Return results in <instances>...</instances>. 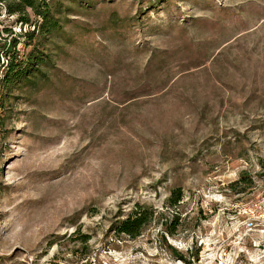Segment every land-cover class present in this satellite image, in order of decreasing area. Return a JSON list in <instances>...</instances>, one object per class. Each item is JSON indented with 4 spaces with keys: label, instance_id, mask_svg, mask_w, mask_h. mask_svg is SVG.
Wrapping results in <instances>:
<instances>
[{
    "label": "rangeland",
    "instance_id": "374dc122",
    "mask_svg": "<svg viewBox=\"0 0 264 264\" xmlns=\"http://www.w3.org/2000/svg\"><path fill=\"white\" fill-rule=\"evenodd\" d=\"M50 1L0 3V264H264V0Z\"/></svg>",
    "mask_w": 264,
    "mask_h": 264
},
{
    "label": "trees",
    "instance_id": "16d2710c",
    "mask_svg": "<svg viewBox=\"0 0 264 264\" xmlns=\"http://www.w3.org/2000/svg\"><path fill=\"white\" fill-rule=\"evenodd\" d=\"M50 2V0H0V3L4 6L5 11L8 13V15H16L17 17H21L22 21H24L25 23H29V18L26 17L27 14L25 12V9H30L36 17L38 16L42 19V28L44 31H49L55 26L53 20L50 19ZM16 44L17 43L15 41H12L10 47L12 51L16 49ZM4 49L5 48L0 45V62L3 57V54L1 55V53L4 51ZM13 60L16 61V59ZM9 69L13 70V73H17L21 70L19 66H16L14 68V63L12 62H10V67L8 68V70ZM180 200L181 195H179L172 201V205H177ZM133 212L134 213L130 215V217L121 221L119 223V226L117 227L118 233H122L130 238H134L135 236L140 235L144 226L149 223V220L154 215V211L149 210L148 212L146 209H144V207L141 206H137Z\"/></svg>",
    "mask_w": 264,
    "mask_h": 264
}]
</instances>
